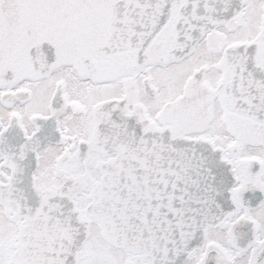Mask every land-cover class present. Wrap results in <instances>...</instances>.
Wrapping results in <instances>:
<instances>
[{
    "label": "flooded vegetation",
    "instance_id": "af4514ba",
    "mask_svg": "<svg viewBox=\"0 0 264 264\" xmlns=\"http://www.w3.org/2000/svg\"><path fill=\"white\" fill-rule=\"evenodd\" d=\"M120 1L0 0V264H26L25 231L52 196L75 202L88 236L76 258L29 264H150L105 241L85 213L127 125L209 138L229 165V208L175 264H264V0H241L177 54L184 0L170 1L147 43L122 48L110 37ZM232 63L245 81L226 87ZM96 240L109 252L84 250Z\"/></svg>",
    "mask_w": 264,
    "mask_h": 264
},
{
    "label": "water",
    "instance_id": "95a60500",
    "mask_svg": "<svg viewBox=\"0 0 264 264\" xmlns=\"http://www.w3.org/2000/svg\"><path fill=\"white\" fill-rule=\"evenodd\" d=\"M170 1L116 3L111 12L110 37L120 48L144 45L168 15ZM240 2L184 0L176 11L173 53L187 49ZM241 50L234 45L228 54L236 56ZM229 65L232 78L226 87L243 83L246 70H240L236 63ZM120 135L125 149L103 166L102 192L87 205L85 213L100 223V234L108 243L130 252H144L150 264H175L229 208V165L209 138L142 133L133 125L122 128ZM149 161L163 167L153 173L146 164ZM38 216L25 231L20 259L29 264L76 258L77 248L88 236V224L75 202L52 196ZM37 232L42 236L50 233L52 239L31 242L29 235Z\"/></svg>",
    "mask_w": 264,
    "mask_h": 264
},
{
    "label": "rangeland",
    "instance_id": "374dc122",
    "mask_svg": "<svg viewBox=\"0 0 264 264\" xmlns=\"http://www.w3.org/2000/svg\"><path fill=\"white\" fill-rule=\"evenodd\" d=\"M84 250L86 252H91L93 254V256H97L99 253H102V252H105V251L109 252L108 249H103L99 245V241L98 240L86 244L85 247H84Z\"/></svg>",
    "mask_w": 264,
    "mask_h": 264
}]
</instances>
